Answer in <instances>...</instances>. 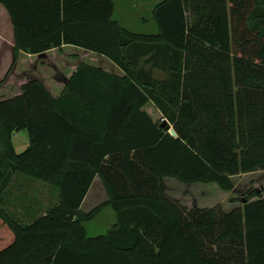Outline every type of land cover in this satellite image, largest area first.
I'll return each instance as SVG.
<instances>
[{"label":"trees","instance_id":"16d2710c","mask_svg":"<svg viewBox=\"0 0 264 264\" xmlns=\"http://www.w3.org/2000/svg\"><path fill=\"white\" fill-rule=\"evenodd\" d=\"M0 3L16 37L0 82V264H264L262 189L231 211L189 208L165 180L230 191L232 176L264 170V0H159L151 34L116 20L113 0ZM68 46L121 72L82 62L56 65L57 82L54 70L23 73L25 57ZM21 131L30 145L18 153ZM18 173L55 200L46 214L29 206L27 223L6 208ZM97 176L109 199L85 213ZM104 206L115 224L89 236Z\"/></svg>","mask_w":264,"mask_h":264},{"label":"rangeland","instance_id":"374dc122","mask_svg":"<svg viewBox=\"0 0 264 264\" xmlns=\"http://www.w3.org/2000/svg\"><path fill=\"white\" fill-rule=\"evenodd\" d=\"M113 1L115 3V18L125 28L137 33L151 34L158 32V26L153 19L150 9L146 7L140 11L141 9L135 3V0ZM7 53L9 55L12 54L11 49H8ZM76 53L77 56H75ZM5 55L1 58L3 61L6 58ZM29 58L25 57L20 63L22 67L24 65L26 67L23 71L24 74L42 77L41 75L47 76L52 74L54 70L53 74L56 78L53 79L56 82L59 81L56 74V65L60 67L59 70L66 71L71 70V64L82 62L101 65L107 69L115 67L107 58L75 46H68L64 50V53L57 51V53H51L47 57H42L46 58L44 60H41V57L35 59ZM49 66L53 69L49 68ZM118 71L120 70L118 69ZM59 75L61 76L62 74L59 73ZM155 76L157 78H163L165 73L162 70H157L155 71ZM28 140L29 136H27V132L25 131L20 133L18 138L13 137V142L18 153L23 152L28 147L27 145L21 144L24 142L28 144ZM18 174L21 176H16L18 178H14L7 188L8 200L6 202V208L8 211L15 213L23 222L27 223L31 221V217L28 216L29 206H31L35 213L37 211V214L40 215L47 212L49 198L51 200H54V198L50 192V186L47 183L31 181L25 178L28 176L22 173ZM232 179L235 187L230 191H226L217 183L200 182L191 184L181 182L175 177L168 176L165 178L169 194L179 199L182 204L187 205L189 208L221 205L226 211H231L237 207H242L249 191L258 188L264 192V170L239 173L232 176ZM108 199L107 188L99 177L92 186L82 211L89 213L93 209L104 205ZM115 221L114 210L110 206H104L92 221L86 223L89 236L96 237L106 234L113 227Z\"/></svg>","mask_w":264,"mask_h":264},{"label":"crops","instance_id":"0c3cea01","mask_svg":"<svg viewBox=\"0 0 264 264\" xmlns=\"http://www.w3.org/2000/svg\"><path fill=\"white\" fill-rule=\"evenodd\" d=\"M158 1L159 0H135V3H137L139 5V7L141 9L140 11L144 10L147 7L148 9L151 10V14L153 15V9H154V7H155V5H156V3ZM143 34H147V33H143ZM15 44H16V37H15L14 26H13V23H12V19H11L10 13L7 10V8L2 3H0V49H2V50H0V82L3 79H5L7 73L9 72V70H10V68H11V66H12V64L14 62ZM8 49H11L12 54L9 55L7 53ZM3 55H5V57H6V58H4V61L1 59L3 57ZM150 65L151 64H148L147 68H149V67L151 68ZM108 69L109 70L111 69V70H114V71H118V69H115L114 67L113 68H108ZM153 70L155 72V71L158 70V68L156 67ZM118 72L120 73L121 71H118ZM165 77H166V75L163 78H165ZM22 132L23 131L15 133L13 135V137L14 138H18L20 136V133H22ZM25 132H27V131H25ZM27 136H29L28 132H27ZM21 144L29 146L30 145V138L28 140V144H26V142L21 143ZM98 178H99V176H97L95 178L92 186L94 185L95 181ZM92 186H91V188H92ZM91 188H90L88 194L86 195V197L84 199V202L81 205V209H83V206L85 205V202L87 201V197H88V195H89V193L91 191ZM40 200H41V198H40ZM51 202H55V200H51L49 198V202H48L49 206H50ZM40 203L43 204V202H41V201H40ZM44 214H46V212Z\"/></svg>","mask_w":264,"mask_h":264},{"label":"water","instance_id":"95a60500","mask_svg":"<svg viewBox=\"0 0 264 264\" xmlns=\"http://www.w3.org/2000/svg\"><path fill=\"white\" fill-rule=\"evenodd\" d=\"M171 133H172L173 135H176V132H175L174 129L171 130Z\"/></svg>","mask_w":264,"mask_h":264}]
</instances>
